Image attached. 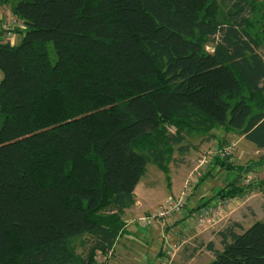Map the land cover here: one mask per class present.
<instances>
[{
	"label": "trees",
	"instance_id": "1",
	"mask_svg": "<svg viewBox=\"0 0 264 264\" xmlns=\"http://www.w3.org/2000/svg\"><path fill=\"white\" fill-rule=\"evenodd\" d=\"M256 2L14 5L22 39L0 43V264H98L97 251L122 232L148 164L168 176L175 153L191 149L187 135L209 133L207 141L224 145L230 140L215 130L239 131L264 150ZM229 159L210 168L242 178L264 164V156L254 165ZM246 189L236 179L215 197ZM84 235L82 254L73 241ZM218 235L222 249H212L210 264H264V219L247 229L233 221Z\"/></svg>",
	"mask_w": 264,
	"mask_h": 264
},
{
	"label": "crops",
	"instance_id": "2",
	"mask_svg": "<svg viewBox=\"0 0 264 264\" xmlns=\"http://www.w3.org/2000/svg\"><path fill=\"white\" fill-rule=\"evenodd\" d=\"M14 5L15 4L10 0H5L4 2L0 1V43L11 42L12 44H18L22 39L23 35L21 32H15L13 38L10 39L1 29V22L14 15ZM215 133L218 134V136L222 135L219 137H225L226 134L221 129L215 130ZM226 137L230 138L229 134ZM198 138L199 139L196 140H202L204 137L202 138V136H199ZM206 138L202 141H207ZM243 138L244 136L241 135L239 140ZM229 140L232 139L230 138ZM249 142L250 141L247 140L245 143L247 146L244 147L245 149L242 151L241 157L247 156L250 153V149H258L257 146ZM207 144L211 145L210 142ZM193 145L194 143H191L190 151L184 153L186 158L178 157V154H176V157L174 156V160L169 167V175L167 176L169 186L168 193L157 192L155 189L160 182L159 178L162 180L163 174H165L163 171H161V174L158 172L149 174L148 171L147 174L146 172V177L145 175L143 176L145 177V181L140 180L136 186V202L128 208L123 215L125 226L122 232L108 251H97L96 260L98 264H157L161 256L167 251H173V248L175 249V255L171 264H208L210 260L215 257L212 249H222L220 236L218 235L219 230L233 221L240 222L245 228L248 226L238 218L239 211H237L248 199L241 206L227 211L226 218H229L228 220L220 222L219 224H222L220 226L217 224L208 228H197L190 221L189 209L194 208V206H201L207 201H210L209 203H216L220 199V197H212L216 194L212 192V189L216 186L217 182L223 181L225 177L223 179L220 178L219 172L222 167L214 165L210 169L213 170L215 168L216 173L213 174L215 177L209 179L210 181L212 180L213 183L211 182L209 186H205V182L208 179L201 181L190 196L189 205L184 212L175 214L167 221L161 220L158 227L154 228H146L136 223H129V218H136L148 214L153 211L159 203H163L169 196L179 195L181 193L184 182L195 165L196 156L191 155V150L193 151V149L196 148ZM208 145H206V147ZM222 172L223 171H221V173ZM243 176L244 175H242V177ZM226 187L227 185L221 184L217 186L216 189L221 190ZM124 237L126 238L124 253L123 255H119V243Z\"/></svg>",
	"mask_w": 264,
	"mask_h": 264
},
{
	"label": "rangeland",
	"instance_id": "3",
	"mask_svg": "<svg viewBox=\"0 0 264 264\" xmlns=\"http://www.w3.org/2000/svg\"><path fill=\"white\" fill-rule=\"evenodd\" d=\"M10 1L12 3L16 4L20 0H10ZM251 21H252V23L254 25L251 28V32H253L256 36H260L261 39L259 37L258 38L260 39V41H261V43L263 45V49H264V0H257L256 9H255V12L253 13V15L251 17ZM50 46H51L50 50L51 49L53 50L54 46H53L52 42L50 43ZM207 48H208V50L211 51L213 49V46L212 45H208ZM51 57H52V61H54L55 59L53 58V54H51ZM0 74H2V73L0 72ZM3 120H4V115L0 113V127H1V125L3 123ZM232 133H228L229 137L232 140H237L238 141V145H237V148L235 150V153L232 155V157L229 159V161L234 163L235 165H239V164H242V165H245V164L254 165L255 163H253V162H255V161L259 162L260 158L262 156H264V150H259V149L253 148V149H250V153L247 156H244V157L242 156L241 157L242 151L245 149L244 147L247 146V145H245L247 140L244 139V138L239 140V138L241 137V133L239 131L234 132L233 134ZM228 134L226 133L225 137ZM208 135H209V133L207 135L206 134L205 135H203V134H191L190 136L187 135L185 143H189L190 145H191V143H194L193 146L196 147L195 149H193V151L191 150V155L192 156L194 155V156H196V158L198 156L201 157L202 154H204L206 149L209 147V145L207 144L209 142L211 144L216 143V142L220 143L218 138H213L209 142L208 141L203 142L202 140H205L204 138H206ZM199 136L200 137L202 136V138L203 137L204 138L202 140L201 139L200 140H196V139H199L198 138ZM219 136H222V135H219ZM230 138H227V139L229 140ZM206 145H208V146L206 147ZM176 154H178V157L186 158L184 153L176 152L175 153V157H176ZM196 158H195V160H196ZM172 161H171V163H172ZM170 164H169V167H170ZM147 171L149 172V174L152 173V172L153 173L154 172H158V173L161 174V170L153 163H149L148 164V170ZM221 171H223V172L221 173ZM221 171L219 172L220 173V178H222V179L224 177L225 178L223 179V181L217 182L216 186L213 187V189H212L213 191L212 192L216 193L214 195L217 196L218 192L220 191V190L216 189L217 186H219L221 184L229 185L230 183H232L234 180L237 179V182H238L239 185L245 186L247 188L245 190L244 194H248V197H249L248 200L246 199L247 201L245 200L246 203L243 206H241V204L238 205V206H241L237 210V211H239L238 218H240V220L242 222H244L246 225H248V226H246V229L249 226H251L255 221L263 220L264 219V164H262V165H254V167L250 168L248 170V172L242 173L244 176H245V174H252L253 175L254 180L249 185H245L244 176L242 178L238 177V172L236 170H231V169H227V168H223L222 167ZM148 172H147V174H148ZM214 173H216L215 168L213 170L207 171L206 173H203V177L201 178L200 181L208 179L205 182V186H209V184L212 182V180L210 181L209 179H213L215 177V176H213ZM146 175H145V177H146ZM145 177H143L141 180L145 181ZM159 181L160 182H159L158 186L155 188L157 190V192L159 191V192H163V193H168L169 186H168V182H167V175L163 174L162 180L159 178ZM214 195L212 197H215ZM244 199L245 198H243V200ZM161 204L162 203H159L155 207L154 210H156ZM207 204H209V203H207ZM202 205H204V203ZM199 207L200 206H197V207L194 206V208H199ZM144 215H146V214H144ZM228 218H226L224 220H228ZM220 225H222V224H219V226ZM146 228H148V227H146ZM243 228H245V226H243ZM88 238H89L88 235H84L82 237L76 238L73 241L74 246L76 247V249H77V251L79 253L83 254V253H86L88 251V249H89V243L87 241ZM125 240H126L125 237L122 240H120V243H119L120 244L119 245V255H123V253H124ZM214 259H215V257H213L208 264H210Z\"/></svg>",
	"mask_w": 264,
	"mask_h": 264
},
{
	"label": "built area",
	"instance_id": "4",
	"mask_svg": "<svg viewBox=\"0 0 264 264\" xmlns=\"http://www.w3.org/2000/svg\"><path fill=\"white\" fill-rule=\"evenodd\" d=\"M15 26L23 27V22L14 15L4 19L1 23L2 31L10 39L15 34ZM0 76L2 75L0 74ZM237 145V140H230L223 146L218 143L212 144L201 157L198 156L196 158L195 165L189 172L179 195L169 196L156 210L146 215L129 218V223H136L141 227L154 228L158 227L161 220L167 221L175 214L184 212L189 205L190 196L203 177V173L208 171L214 159L218 157L222 159L231 158L235 153ZM253 180V175L248 174L244 178V183L245 185H249ZM243 198L245 199L243 200ZM246 199H248V194L220 198L216 203L204 204L199 208L189 209V219L197 228L215 226L226 219L227 211L233 210L240 204L242 205ZM174 255L175 249L173 248V251L165 252L157 264H171Z\"/></svg>",
	"mask_w": 264,
	"mask_h": 264
},
{
	"label": "bare ground",
	"instance_id": "5",
	"mask_svg": "<svg viewBox=\"0 0 264 264\" xmlns=\"http://www.w3.org/2000/svg\"><path fill=\"white\" fill-rule=\"evenodd\" d=\"M216 143H218V142H216ZM213 144H214V143H213ZM218 144L221 145L220 143H218ZM211 145H212V144H211ZM211 145H209V147H210ZM221 146H223V145H221ZM209 147H208V148H209ZM208 148H207V149H208ZM207 149H206V150H207ZM208 171H209V170H208ZM246 175H248V174H245V176H246ZM245 176H244V178H245ZM200 182H201V181H200ZM200 182H199V183H200Z\"/></svg>",
	"mask_w": 264,
	"mask_h": 264
}]
</instances>
